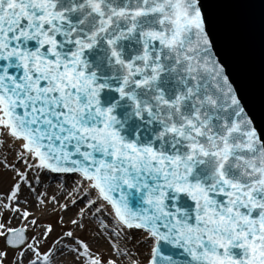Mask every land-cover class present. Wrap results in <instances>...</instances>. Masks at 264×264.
I'll use <instances>...</instances> for the list:
<instances>
[{
    "label": "snow or ice",
    "instance_id": "snow-or-ice-1",
    "mask_svg": "<svg viewBox=\"0 0 264 264\" xmlns=\"http://www.w3.org/2000/svg\"><path fill=\"white\" fill-rule=\"evenodd\" d=\"M0 264H264V140L200 0H0Z\"/></svg>",
    "mask_w": 264,
    "mask_h": 264
},
{
    "label": "water",
    "instance_id": "water-1",
    "mask_svg": "<svg viewBox=\"0 0 264 264\" xmlns=\"http://www.w3.org/2000/svg\"><path fill=\"white\" fill-rule=\"evenodd\" d=\"M206 31L264 140V0H200Z\"/></svg>",
    "mask_w": 264,
    "mask_h": 264
},
{
    "label": "rangeland",
    "instance_id": "rangeland-1",
    "mask_svg": "<svg viewBox=\"0 0 264 264\" xmlns=\"http://www.w3.org/2000/svg\"><path fill=\"white\" fill-rule=\"evenodd\" d=\"M5 188H6V186H4V187H0V192L4 191Z\"/></svg>",
    "mask_w": 264,
    "mask_h": 264
}]
</instances>
